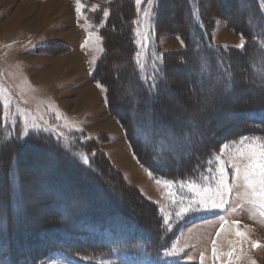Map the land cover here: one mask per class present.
<instances>
[{
	"label": "rangeland",
	"instance_id": "rangeland-1",
	"mask_svg": "<svg viewBox=\"0 0 264 264\" xmlns=\"http://www.w3.org/2000/svg\"><path fill=\"white\" fill-rule=\"evenodd\" d=\"M110 1L0 0V170L9 168L7 165L15 156L17 172L22 178L36 173L38 179L48 175L49 179L62 182L58 190L48 189L44 180L29 184L22 193L20 211L24 215L16 228L22 232L53 213L54 208L38 203L58 196H54L55 192L66 196L65 200L73 195L75 209L94 207L91 205L99 200L101 206L114 203L123 210L134 211L139 217L141 210L144 216L151 214L147 205L150 201L157 205L168 229L178 228L156 264H228L229 259L232 264H264V206L244 179L251 154L264 151V137L241 134L226 140V134L236 125L225 127L220 134L222 138L216 143V151L197 170L196 177L186 181L156 177L140 164L131 151L124 129L109 110L107 89L91 77L103 54L100 28L109 14L107 8L99 10V4ZM246 1L134 0L135 16L130 26L136 45L132 55L135 69L143 80L163 71L166 83L170 85L173 81L175 87L162 88L160 97L166 107L158 106L156 114L149 112L144 117H136L137 106L132 104L139 89L126 65L127 38L124 35L118 40L115 35L109 38V57L103 65L108 70L120 69L115 81L118 89L114 91V83L111 88L122 110L118 111L119 115L131 114L138 123L155 116L171 119L170 122L179 118L180 125L188 130L178 136L179 140L198 132L200 140L209 143L211 131L203 134L204 128H219L236 119L238 123L243 117L239 112H231L228 102L246 94L264 102V84H258L259 74L252 78L256 86L231 92L224 89L226 83L223 88L215 85L222 82L221 79L213 80L205 75L204 69L197 68H200L203 53L214 46L225 50L230 59L231 55L234 57L231 63L235 65L234 81H238L244 69L242 65L239 67L243 57L238 51L245 46L251 26L243 23L236 3L242 10L249 11L247 20L261 21L264 32V0H251L256 8L254 15L250 12V0ZM96 13L98 18L94 16ZM124 31L123 27L121 32ZM188 41L195 42L189 51L194 57L193 65L182 67L175 77H168L162 68L165 67L164 53L175 51L178 55L182 53L180 50H186ZM211 54L217 60L225 53L212 50ZM176 58L182 61L181 57ZM190 73L197 76L196 95L187 92L185 81L190 79ZM108 76L113 81L112 73ZM149 102L146 100L144 104ZM47 136L52 138L46 139ZM42 143L45 149L41 148ZM56 143L60 144L53 146ZM183 146L187 152L195 145L185 142ZM199 148L202 149V145ZM59 149L63 152H57ZM68 151L74 154L76 164L59 156L65 153L68 158ZM97 155L99 163L94 158ZM88 159L95 161L90 162L93 173L83 170L89 165ZM221 169H224L223 177ZM96 172L98 176L103 174L101 181L96 178ZM2 178L0 175V180ZM12 181H16V175ZM221 187L223 204L214 208V203H221ZM3 191L0 187V195ZM134 199L137 203L143 201L144 209H137L131 201ZM201 199L207 207L198 203ZM193 204L194 210L182 211ZM5 205L6 202L0 201L1 214ZM234 221L239 223L234 224ZM237 231L244 235L237 236ZM133 233L131 230L130 234ZM40 243L41 240H32L26 245L36 251ZM229 251H234L231 258L227 255ZM39 264L86 263L69 259L57 250Z\"/></svg>",
	"mask_w": 264,
	"mask_h": 264
},
{
	"label": "trees",
	"instance_id": "trees-1",
	"mask_svg": "<svg viewBox=\"0 0 264 264\" xmlns=\"http://www.w3.org/2000/svg\"><path fill=\"white\" fill-rule=\"evenodd\" d=\"M245 2L247 1L245 0ZM134 4V0H111L110 2L99 4V10L107 8L109 14L106 17L104 25L100 28L104 48L103 54L97 62L91 77L95 82L101 83L107 89L105 96L109 110L124 129L126 139L137 161L156 177L168 181H186L194 179L197 170L201 169L211 154L216 151V143L222 138L220 134L225 127L236 125V127L226 134V140H231L241 134L264 137V102L252 97L250 94L243 95L234 99L231 103H227V107H229L231 112L236 111L243 115L240 122L236 123L237 119L231 120L225 126L223 125V128L210 126L208 129L204 128L202 130L203 134L211 131L209 135L212 141L209 143H203L200 140L202 137H200L201 135L198 132H196V135L188 134L185 139L179 140L178 136L188 131L186 127L180 125L181 119L179 118L172 119L170 122L171 119L167 120L166 118L155 116L152 118L147 117L143 122L138 123L133 119V115L131 114H126L125 116L119 115L118 111L122 110L118 107L116 96L112 93L111 88L112 83H114V91L118 89L115 81L120 69L115 67L108 70L104 69L103 65L104 61L109 57V38L115 35H118V40H121L120 36L124 35L127 38L126 65L130 69L131 76L139 89L135 95L137 97L136 101L132 104V106H137L136 117H144L149 112L156 114V107H166L165 101L160 97L162 88L175 87L173 81H170V85L166 83V77L162 74L163 71L161 73L158 71L154 75L149 76V79L143 80L137 69H135L136 63L132 59V55L136 51V45L130 26L135 16ZM249 4H251V0ZM237 6L239 7L237 11L239 16L242 17L243 23L247 27L251 26L250 31L252 33L260 32L257 35L249 32L245 46L238 51L243 57L239 67L240 65L244 67L238 76V81H234L236 77L233 71L235 65L233 62L231 63L234 57L231 55L230 59L228 57L229 54L225 50L224 52L218 50L220 48L212 46V49L208 48V52L203 53V55L200 54L203 59L200 60V68L197 67L198 69H204L205 75H208L211 79H221L222 82H215V85L221 88L223 83H226L224 89L231 92L247 88L248 86H256L257 83L255 84V81L252 79L255 74H259L258 84H264V32L260 27L262 23L258 20H247L249 11L242 10L241 5L239 6L236 3ZM255 9L251 4L250 12L253 15ZM94 16L98 18L97 13ZM255 16L256 19L259 17L258 12H256ZM123 27L126 31L121 32ZM248 29L247 31H249ZM183 34H187L186 30L183 31ZM194 41L196 42V39ZM195 42L188 41L186 43V50H180L182 53L178 55L175 51L164 53L165 67L163 65L162 68L167 71L166 75L168 77H175L182 67L193 65L194 57L189 51H192ZM208 44L209 42L206 41V45ZM199 45L202 46L203 44L199 43ZM203 50L205 49H201V51ZM212 50L225 54L224 56L217 57V60H215L211 54ZM201 51H198V53ZM176 56L181 57L182 61L178 62ZM199 71L198 73L201 74ZM109 73H112L113 81L109 78ZM185 82L188 87V94L196 95L197 76L190 73V79ZM146 100H150V102L144 104ZM168 104L170 105V103ZM187 104L190 105L189 102ZM116 105L117 107H115ZM195 128L197 129V126ZM49 137L52 138L51 136H47L46 139H49ZM185 142L188 145H195L194 148H188V151L184 152L183 144ZM58 144L60 143H56L53 146H57ZM200 145H202V149L199 148ZM45 146L42 143L41 148L45 149ZM36 149L39 151L38 145H36ZM60 151V149L57 150V152ZM69 151L67 153L70 155L68 158L65 156V153H61L59 156L65 158L68 163L76 164L75 161L77 160L74 154L71 153L72 151ZM94 158L97 162L100 160L99 155ZM86 161L87 165H89L83 170L87 173H93L90 165L91 161L89 159ZM93 162L95 161L93 160ZM16 165V157L14 156L12 162L7 165L9 168L6 167L4 170L3 168L0 170V175L3 177L0 180V187L4 190L2 195H0V201L6 202L4 214L0 213V225L2 227L0 229V261L3 264H38L40 260L45 259L49 253L57 249L62 250L68 257L77 258L88 263L129 264L138 261L155 262L161 252L167 249L169 241L178 230L177 227L175 229H168L166 227L162 217L159 216L157 205L150 201L147 205L150 207L151 214L144 216V210H141V216L139 217L134 211L123 210L119 205L114 203L101 206L99 200H96L91 205L94 207L75 209L72 206V202L75 200L73 195H68L69 197L67 196V200H65L66 196L55 192L54 196L58 195L56 197L60 199L50 197L38 203L42 207L54 208L53 213L42 219V221L26 229L24 228L21 232L16 227L17 222L24 215L20 211V200L26 187L29 184L36 183V180L38 182L39 180H44L48 189L58 190L62 182L49 179L48 175L46 178L39 177L38 179L39 175L36 173L29 174L30 176L27 180L26 178H22L17 172ZM97 173H95L96 178H99V180L103 179L101 178L104 177L103 174L98 176ZM13 175H16V181H12ZM102 181L104 182V180ZM100 190L102 191V188ZM77 193L80 194V191L78 190ZM131 201L136 205L137 209H144L143 205L145 204L143 201L141 203L135 202V199ZM69 208L71 209L68 210ZM131 230L134 231L133 234H130ZM32 240H41L39 249L36 251L32 247L27 246ZM19 248L22 249L19 250ZM20 258L27 261L24 262Z\"/></svg>",
	"mask_w": 264,
	"mask_h": 264
},
{
	"label": "snow or ice",
	"instance_id": "snow-or-ice-1",
	"mask_svg": "<svg viewBox=\"0 0 264 264\" xmlns=\"http://www.w3.org/2000/svg\"><path fill=\"white\" fill-rule=\"evenodd\" d=\"M79 11V9H77ZM250 163L248 167L245 169L244 173V179L249 184L250 187L253 188V194L257 195L262 202V206H264V151H261L259 154L252 153L249 157ZM221 176L223 177L224 169H221ZM236 172L239 173V169H236ZM259 177L258 180H255V177ZM221 186L223 187L224 181L223 178L220 181ZM258 185V188H257ZM222 187L219 190V194L221 195V203H214L212 207L219 208L223 204L222 199ZM198 203L203 204L204 207H207V204L205 203L204 199H201ZM195 209V204L192 205L190 208L182 209L183 212L192 211ZM177 215H180V213H177ZM234 224H238V221H234ZM221 228H223V225H221ZM237 236H243L244 233L237 231ZM215 248H213V255L215 256ZM229 258L233 257L234 251H229L227 253ZM228 264H232V260L229 259Z\"/></svg>",
	"mask_w": 264,
	"mask_h": 264
},
{
	"label": "bare ground",
	"instance_id": "bare-ground-1",
	"mask_svg": "<svg viewBox=\"0 0 264 264\" xmlns=\"http://www.w3.org/2000/svg\"><path fill=\"white\" fill-rule=\"evenodd\" d=\"M75 61V60H74ZM88 99V98H87ZM86 101V100H85Z\"/></svg>",
	"mask_w": 264,
	"mask_h": 264
}]
</instances>
